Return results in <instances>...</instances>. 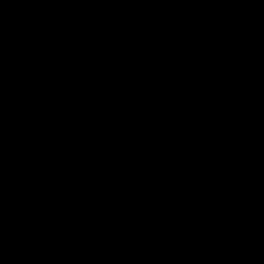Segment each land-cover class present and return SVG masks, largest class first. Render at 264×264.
Returning <instances> with one entry per match:
<instances>
[{
  "label": "water",
  "instance_id": "1",
  "mask_svg": "<svg viewBox=\"0 0 264 264\" xmlns=\"http://www.w3.org/2000/svg\"><path fill=\"white\" fill-rule=\"evenodd\" d=\"M0 264H264V0H0Z\"/></svg>",
  "mask_w": 264,
  "mask_h": 264
}]
</instances>
